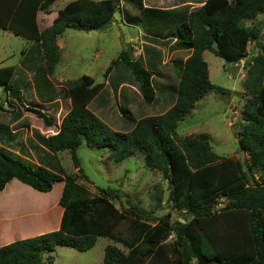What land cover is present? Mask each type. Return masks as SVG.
<instances>
[{
  "label": "trees",
  "instance_id": "trees-1",
  "mask_svg": "<svg viewBox=\"0 0 264 264\" xmlns=\"http://www.w3.org/2000/svg\"><path fill=\"white\" fill-rule=\"evenodd\" d=\"M55 1L0 0V29L31 42L22 53L20 70L0 68L3 103L21 105L33 92L31 96L52 107L54 114L62 100L68 99L71 106L56 134L46 137L35 129L24 142L23 132L30 126L21 111L12 107L9 121L0 120V192L14 179L40 193L63 182L58 230L0 247V264H53L56 247L85 252L99 238L113 242L104 248L103 264H264V52L245 62V94L256 97L255 114L262 123L257 130L246 126L240 134L239 150L248 156L246 170L234 158L215 155L206 136L177 135L178 124L214 89L203 53L229 65L245 60L248 46L261 38L260 27L246 23L264 15V0H195L200 6L165 9L148 7L144 0H77L58 10L52 24L40 31L37 14L50 15ZM119 2L123 22L140 28L145 40L137 58L123 50L103 75L113 97H119L128 132L108 129L94 112L95 100L96 106H109V90L103 83L82 76L66 82L67 90L61 93L51 80L61 59L58 38L66 30L105 29ZM165 49L188 54L170 62L173 77L162 72ZM131 89L134 97L129 95ZM154 104L168 108L145 116V106ZM30 111L46 127L55 122L39 110ZM4 144L16 145L18 153ZM82 144L108 150L113 163L141 154L148 170L163 174L170 187L168 202L172 209L187 211V222L162 219L151 227L139 210L115 208L114 197L106 192L92 197L79 182L80 177L86 179L76 156ZM64 151L81 174H68L55 161L56 154ZM218 204L223 207L215 210ZM123 221L130 223V239L115 232ZM169 235L172 240L164 243Z\"/></svg>",
  "mask_w": 264,
  "mask_h": 264
},
{
  "label": "rangeland",
  "instance_id": "rangeland-1",
  "mask_svg": "<svg viewBox=\"0 0 264 264\" xmlns=\"http://www.w3.org/2000/svg\"><path fill=\"white\" fill-rule=\"evenodd\" d=\"M72 1L77 0H56L50 7L51 14L49 16L40 12L37 18L39 30L43 31L48 28L58 10H61ZM144 4L148 7L161 9L183 5H189L191 8L200 6L195 0H144ZM121 9L122 3L119 2L113 22L103 30L91 32L66 30L58 38V44L62 49V58L51 77L56 91L66 92V82L79 79L83 75L92 77L95 83H103L106 89L109 90L108 80L103 76L109 63L117 58L123 50L131 51L134 58L141 54L142 47L145 44L143 34L140 28L123 22ZM251 23L260 27L261 38L256 43L251 42L248 46L245 60L229 65L210 52L204 53L203 59L207 64L209 80L214 89L196 103L191 114L184 118L177 128V135L181 138L194 135L206 136L215 155L219 158H234L243 165L245 170L248 156L239 150L240 134L246 126L248 128L254 127V130H257L262 125L261 120L255 114L256 97L245 94V62L264 52L262 50L264 48V15L258 16L255 21L246 24L250 25ZM30 44L31 42L28 40L0 29V68L11 66L20 70L22 53L30 47ZM187 56L188 54L172 53L165 49L163 52L165 69L162 72L173 77L170 62L175 58L184 59ZM128 92L131 97L135 96L133 94L134 89ZM109 94L110 97L107 98L109 106L107 108L96 106V100L92 102L94 112L108 129L114 132H128L130 126L122 119L119 111V97L116 95V97H113L111 90H109ZM31 95H33V92H30L29 96L25 95L21 105L12 101V107L14 109L16 107L17 110L22 112L23 118L29 123L30 130L36 129L46 137L56 134L62 118L70 110L69 100L60 101L59 110L54 114L52 107L46 104H38L37 99ZM5 99V94L0 88V105L3 104ZM137 104V101L134 102L132 104L133 108L136 109ZM12 107H9L8 104L3 106L5 112H0L1 121L5 123L9 121L10 114L8 112L13 111ZM129 108L131 110V105ZM145 108L143 111L146 114L145 116H153L163 113L168 106L154 104L145 106ZM30 109L39 110L47 116L53 117L54 124L51 127H46L44 122L38 119ZM99 112H103V116H100ZM30 130L23 132V142L31 137ZM4 146L18 153L16 145L4 144ZM76 156L83 176L86 177V179L80 177L79 182L88 189L92 197L99 195V191L106 192L107 195L114 197L112 202L115 208L139 210L141 217L146 219L151 227L162 219L181 223H186L189 219L190 216L186 210L171 208L168 202L170 188L168 182L162 173L150 171L145 167L141 154L135 153L120 163H113L108 150L88 148L85 144H82L77 149ZM26 157L27 161L36 162L31 156ZM55 161L68 174H78L80 172L75 169L67 151L57 153ZM253 177L257 178L256 175H253ZM59 191L60 183H54L51 193L42 195L16 179L10 181L4 190L0 192V214H4L6 210H10L18 204L23 209H27L25 227L21 228L20 234L18 233L12 238L23 235L21 232H26L25 235L29 238L36 233L51 229L60 216V207L58 202L56 203ZM221 207H223V204H218L215 205L214 209L218 210ZM39 211L44 213L47 211V213L39 216ZM3 225L4 221L0 219V233ZM115 232L123 239H130L129 235L132 233L130 223L123 221L117 226ZM7 237V235L0 234V247L6 245V241L9 239ZM172 238V235L167 236L164 243H169ZM112 243L107 238H99L95 246L85 252L67 246H58L51 255L53 264H103L104 248ZM116 246L124 253L127 252L124 245L116 244ZM44 258H46V255Z\"/></svg>",
  "mask_w": 264,
  "mask_h": 264
},
{
  "label": "crops",
  "instance_id": "crops-1",
  "mask_svg": "<svg viewBox=\"0 0 264 264\" xmlns=\"http://www.w3.org/2000/svg\"><path fill=\"white\" fill-rule=\"evenodd\" d=\"M40 13V12H39ZM38 13V14H39ZM38 14H37V18H38ZM49 16V15H48ZM57 16V13L54 15L52 21L54 20V18ZM52 21L50 22L52 24ZM37 22H38V19H37ZM50 24V25H51ZM46 29V28H45ZM41 31V30H40ZM57 44H58V40H57ZM59 48H60V45L58 44ZM61 50V58H62V49L60 48ZM205 53V52H204ZM204 53H203V56H204ZM60 62H61V59H60ZM59 64V63H58ZM56 69V68H55ZM55 73V72H54ZM54 75V74H53ZM83 76H86V75H83ZM90 77V76H89ZM81 78V77H80ZM52 80V79H51ZM77 80V79H76ZM72 81V80H71ZM3 91V90H2ZM58 92V91H57ZM4 104V103H3ZM40 105H45V104H41V103H38ZM5 105V104H4ZM3 105V106H4ZM71 108V106H70ZM3 112H5V110L3 109ZM60 126V125H59ZM59 130V128H58ZM27 131V130H25ZM31 131V130H30ZM57 183H60V191H59V194L58 196L56 197V203L59 201V198L61 196V193H62V189H63V182H57ZM52 191V190H51ZM51 193V192H49ZM49 193H41L42 195H45V194H49ZM27 209H23L21 207L20 204H18L16 207L10 209V210H6V212H4V214H0V219H2V221H4V225H3V228H1V233L0 234H3V235H7L9 238L7 241H6V245L7 244H10L12 242H15V241H19V240H23V239H26L27 236L25 235L26 232L22 233L23 235H20V236H16L14 238H12V236H15L16 234H18L21 230L22 227H25L24 225L26 224V211ZM39 216L43 215V214H46L47 211L44 213L43 211H39ZM61 214H62V209L60 208L59 209V217L57 219V222L55 223L54 226H52L51 229H48L46 231H41L40 233H36L34 234L32 237L34 236H37V235H40V234H43V233H47V232H52V231H56L58 230L59 228V225H60V219H61ZM23 225V226H21ZM21 226V227H20ZM20 234V233H19ZM10 235V236H9ZM11 237V238H10ZM30 238V237H29Z\"/></svg>",
  "mask_w": 264,
  "mask_h": 264
}]
</instances>
